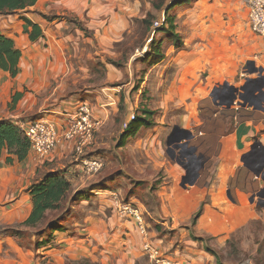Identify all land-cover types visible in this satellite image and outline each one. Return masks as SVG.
<instances>
[{"label": "rangeland", "instance_id": "374dc122", "mask_svg": "<svg viewBox=\"0 0 264 264\" xmlns=\"http://www.w3.org/2000/svg\"><path fill=\"white\" fill-rule=\"evenodd\" d=\"M151 1L123 0V3H125L123 4V15L129 14L130 24L126 30L123 29L125 31L121 37L113 36L114 33L111 30L109 34L103 31L98 36L95 33V28L102 24L98 18H94L90 22V26L94 28L90 30L83 22L74 18L72 13L60 17L55 15L59 18H56V20L65 17L69 23L63 21L62 24L61 22L56 23V25L49 24L50 30L56 33L57 30L55 29H58L62 33H70L73 36L57 37V39H62L58 40L61 45L69 46L68 50L64 47V50L61 51L66 56L65 65L67 64L68 67H66L67 70H62V72L59 69L50 73L51 81L47 87L53 90L59 86L55 96H72L74 98L72 102H76L73 105L76 110L84 102L89 103L91 109H93L89 101L81 100L92 98V93L111 95V100L105 99V103L111 102L115 110L117 106L118 111L116 113L112 111L114 114L112 113L101 133V148L98 149V157L96 158L103 161V167L96 173L99 176L94 180L99 182L105 179V182L98 184L97 187L105 188L110 185V188L121 189L124 202L133 203L142 208L149 225L148 229L155 236V243H161L160 246L176 258L185 255L184 252H186L188 257L186 259H189L190 255L191 258H198L199 260L201 255H205L210 261L208 264H264V209L254 207V211H250L246 215V213L234 212L233 205H231V208H225L224 219L234 227L220 230L214 227L203 228L200 227L199 221L207 208L221 210V207H219L220 205H212L211 193L199 195L196 192V194L190 196L187 194L191 188L197 190L199 185L200 187L205 186L208 190L214 192L218 191L220 187L219 162L216 160L211 162L212 167H208L210 176L208 181L205 182L203 176L207 169L205 164H207L208 156L200 157L197 149L191 150V146L195 145V142L200 143L202 140L222 138L225 134L219 128L213 131L209 126L201 128V131L197 133L196 129L200 124L196 123L207 116L205 114L207 111L208 113L214 111V105H212L213 102L210 97L219 101V107L228 108L227 103L232 100L233 96H236L233 105L241 109L240 102H244L241 96H245V90L243 89L245 84H209L206 89L210 72L202 67L198 36L190 39L195 30L192 28L190 30L184 22L185 18L190 15L189 8L182 6L171 11L176 16L178 31L184 41L187 39L184 47L178 49L163 32L158 30L160 26H157L155 22L162 19L165 11L154 9ZM148 12L155 15L150 30L146 29V23L144 22ZM23 13H19L20 17L18 19H13L14 21L23 20V28H25V19L22 16H27ZM178 15L181 16L178 17ZM5 23V20L0 19V31H13L15 33L13 35L19 37V33L16 32L17 26L11 24L12 26L8 29ZM76 29H81L84 33ZM153 39L162 42L161 49L165 54V58L161 62L151 65L145 60V56L151 50ZM18 41L21 44L23 40L19 37ZM18 41L15 42L20 46ZM185 48L186 52L183 50ZM193 49L196 52L189 51ZM58 68H61V65ZM182 68H184L181 72L182 78L178 81L177 76H179V71ZM253 69V65L248 68L246 65L244 70L240 71L239 79L249 76ZM22 70L23 68L20 69V72ZM241 73L243 77H241ZM86 76L90 80L89 83L83 80ZM190 79L192 82L188 84ZM175 81L176 84H174ZM208 94H210V97L208 100H204L203 97ZM252 103L254 104L251 106L247 103L246 108L253 107L256 110H262L264 108V95L252 99ZM9 107H11V104ZM144 108L154 111V115H152L154 125L150 128L141 129L137 136L127 140L126 145L119 146L121 136L126 130L125 122L131 119L133 113L136 115L142 114ZM200 109H202V113H200ZM211 122L216 123L217 120L212 119ZM101 125L100 123L97 126L96 131ZM175 126L192 131L194 137L180 141L173 140L170 148L171 153H175V157L172 158L168 153L167 142ZM182 135L185 134L181 132L177 136ZM176 144H180V147H175ZM210 144L213 146L211 153H216L218 143L215 141ZM185 146H188L186 152ZM184 152L186 156L182 157ZM189 156L192 157L193 163L201 166L197 168L196 178L194 176L188 178V171L184 168L191 164ZM9 164L7 161L4 165L1 164V169L6 168L5 166ZM201 164H204V166L202 167ZM44 171H46L45 168H38V175L33 183L41 178L44 173H47V171ZM82 172L85 173L84 170ZM20 175H22L21 168L16 173L18 179L21 180L22 176L19 177ZM73 175L77 179V175ZM16 176L10 185L11 187L17 186L20 181L16 179ZM32 184H29V189ZM223 187L225 188L224 184ZM75 189L76 186L72 185L71 196L74 194ZM223 191L224 199L229 204H233L232 200L225 195V189ZM8 192L9 188L1 199L8 201L7 205H11L13 203L11 201L12 196L6 200ZM86 195L88 194L86 193ZM70 197L64 203V206L50 212L39 228L31 229L32 231L24 228V238L15 239L21 245L29 244L31 247L36 248L35 241L28 243L30 237H32V232L45 230L53 220L62 218L69 207H71L72 212L66 213L68 215L62 218L63 224L66 227L69 224L68 226L71 227L72 222H79L81 214L82 216L86 215L85 205L72 201ZM94 204L100 207L98 201L95 200ZM91 207H94L92 203ZM102 207L107 208V206ZM107 210L109 209L107 208ZM200 211L201 213H199ZM6 227L8 226L0 225V236L6 235ZM138 233L144 240L143 235L140 232ZM36 237L37 241L42 236L38 235ZM188 248L198 249L197 253L191 252ZM217 260H219V263ZM146 263V256L139 260V264Z\"/></svg>", "mask_w": 264, "mask_h": 264}, {"label": "crops", "instance_id": "0c3cea01", "mask_svg": "<svg viewBox=\"0 0 264 264\" xmlns=\"http://www.w3.org/2000/svg\"><path fill=\"white\" fill-rule=\"evenodd\" d=\"M123 4H125L123 0H38L34 6H31L24 13L21 11L28 18L42 26L44 36L47 38L41 37L37 41H31L28 34L24 32L23 20L14 21L13 18L18 19L20 17L19 13L0 16V19L6 21L5 25L8 29L12 25L17 26L16 32L23 40L20 44L19 37L13 35L15 34L13 31H0L1 34L9 35L15 41H18L20 46L16 44L23 53L20 61V67L23 70L17 77L13 78L10 73L0 68V121L11 119L21 125L36 118L51 119L57 123L59 131L63 135L60 145L44 160H38L35 154L30 151L24 161L15 158L13 163L1 169V166L7 161V157L10 156L7 149L3 150L0 157V225H18L30 216L33 210V199L29 184L31 185L36 179L39 167L45 168L47 172L64 171L71 180L72 185L76 186L74 194L81 190H85L88 195L91 194L79 202V204L85 205L86 215L83 214L84 216H82L81 214L82 217L80 216L81 220L79 222L70 221L72 222L71 227L68 226L69 224H67V227L65 225L66 230L54 231L51 240L40 247H25L14 237L1 235L0 264H67L68 261L84 257L101 264H136L138 260L144 257L143 239L135 229L134 222L123 218L117 211L114 193L123 198L122 190L110 188L108 184V187L105 188L97 187L98 184L105 182V179L97 182L94 179H97L98 174L88 175L82 172L83 167L80 158L82 159L83 155L74 152V140H69L66 136V133L70 130L71 119L77 114V110L73 106L76 102H72L74 98L70 95L55 96L59 86L53 90L47 87L51 81L50 73L59 69L62 72V70H67L66 67H68L67 64L65 65L66 56L61 51L64 50V47L68 50L69 46L61 45L58 40L62 39H57V37L73 36L70 33H62L58 29H55L57 30L56 33L52 32L48 25H56L60 22L62 24L63 21L69 23L65 17V19L60 18L61 20H56V18L72 13L74 18L83 22L90 30L94 29L90 26V22L94 18H98L102 24L95 28L97 35L103 31L109 34L111 30L114 33L113 36L121 37L130 24L129 14L123 15ZM183 7L190 10V15L184 20L185 24L190 30H195L190 39L198 36L202 67L210 72L206 89L209 84H245L243 86V88L246 87L244 94L247 96L249 106L253 105L252 99L264 95V43L261 37L251 29L245 0H197ZM55 15L59 16L55 17ZM180 16L178 15V17ZM76 30L84 33L81 29ZM185 41L187 42V39ZM183 50L187 51L186 48ZM189 51L196 52L195 49ZM249 61L255 62L254 68H258V70L251 72L249 76H245L243 79H239L240 71L244 70ZM59 65H61V68H58ZM261 69H263V72H260ZM182 70L184 68L179 71L178 81L182 78ZM242 73L241 77H243ZM83 80H86L87 83L90 82L87 76ZM191 82L190 79L188 84ZM174 84H176V81ZM16 92H22L23 95L11 108L9 105L13 101ZM100 94L92 93V98L81 99L92 104L93 119L102 124L95 132L92 144L86 148L85 153L90 157H98L97 151L101 148L100 140L102 138L100 136L103 128L112 113L118 111L117 106L115 110L111 102L105 103V99L111 100L110 94ZM209 95L204 96V100H208ZM210 100L213 102L215 99L210 97ZM234 109L238 108L234 105L230 108H223L225 113ZM201 110L200 113H202ZM243 112L245 113L242 114ZM243 112H238L236 116L224 114L225 117L221 118L219 116L221 113L212 114L210 112V114L207 111L205 113L207 116L196 123L201 126L206 124V127H211L213 131L219 128L224 134L232 130L222 138H217L218 151L216 153H211L213 146L208 142L203 143L200 151H198L200 156L202 154L208 156L207 165L213 160L218 161L220 164V187L218 191L214 192L208 190L205 186L200 187L199 185L197 190L191 188L187 192L188 196L196 194V192L199 195L211 193L212 205H220L219 207H221V210L207 208L199 221L200 227H214L217 230L231 229L234 226L224 219L225 208H231V205H233L234 212L246 213V215L250 211H254V207L258 208V197L252 201V192H248L242 187L255 183L259 190L264 188L263 178L252 172L257 171L264 175V155L261 158L257 155L261 151L264 153V108L256 110L250 107V109L245 108ZM212 119L214 121L217 119V122H211ZM191 159L192 157H190V161H192ZM256 160L261 161L257 162ZM20 168L22 169V175L19 176H22L21 180L16 176ZM184 168L189 171V166ZM238 169L244 170L245 177L241 179V184L235 190V198H232L229 195L230 183L232 178H235ZM250 172H252V178ZM73 174L77 175V179ZM15 176L20 181L17 186L11 187L10 185ZM209 176H203L205 182L208 181ZM8 188L9 192L6 200L12 196L11 201L13 203L11 205H7L8 201L1 199ZM224 189L225 195L232 200L233 204H229L224 199ZM95 200L100 203L98 204L100 207L94 204ZM91 203L94 205L93 208ZM101 206H107L109 210L101 208ZM73 213L75 212L73 211ZM44 237L42 236L39 240ZM36 238L35 235L33 241H36ZM188 249L193 253H197L198 250ZM184 254L179 258L182 261L189 262L188 264L210 263L205 255H201L198 260V258H191L190 255L189 259H186L188 258L186 252Z\"/></svg>", "mask_w": 264, "mask_h": 264}, {"label": "trees", "instance_id": "16d2710c", "mask_svg": "<svg viewBox=\"0 0 264 264\" xmlns=\"http://www.w3.org/2000/svg\"><path fill=\"white\" fill-rule=\"evenodd\" d=\"M38 0H0V16L18 14L21 11L28 10L31 6H34ZM197 0H152L151 4L154 9L158 11H165V23H163L158 30L163 32L167 38L173 43V45L181 49L185 45V41L181 34L178 32L176 16L171 11L180 8L182 6L189 5ZM25 19L24 32L28 34L31 41H37L44 36V31L39 23L34 22L28 17L22 16ZM47 17V16H44ZM155 15L152 12L147 13V17L144 20L145 27L150 30L152 27V21ZM162 42L156 39L152 40L151 50L147 52L145 60L151 64H157L165 58V54L161 49ZM22 51L17 47L14 38L0 33V68L6 72H9L11 76L16 77L20 73V61L22 58ZM105 65V64H104ZM23 95L22 92H16L13 96L11 108L15 106L18 100ZM152 115L154 111L144 108L142 114L136 115L135 119L129 124V127L124 131L121 136L119 146L126 145L129 138L137 136L140 130L144 127H152ZM7 149L9 157L8 163H13L17 158L19 161H24L31 150V142L27 137L23 129L15 121L11 119H3L0 121V157L3 154V150ZM72 182L66 176L65 172L50 171L44 173V175L36 180L31 188L30 194L33 199V210L30 216L17 226H8L5 229V234L17 238L18 240L24 238V228L29 230L39 228L47 219L50 212L58 210L64 206V203L71 196ZM85 190H81L76 194H73L70 198L74 202H80L84 198H87ZM72 212L69 207L63 217H66V213ZM201 213V211L199 212ZM62 218L53 220L45 230H37L38 232H32L30 242H33V236H46L42 240L35 241V246L40 247L46 244L53 237V232L56 230H66L65 225L62 222ZM27 231V230H26ZM32 231V230H31ZM25 247H31L29 244L23 245ZM219 263V260H217ZM67 264H101L97 261H93L90 258L84 257L78 260L68 261ZM139 264V260L136 262Z\"/></svg>", "mask_w": 264, "mask_h": 264}, {"label": "built area", "instance_id": "2783aa9c", "mask_svg": "<svg viewBox=\"0 0 264 264\" xmlns=\"http://www.w3.org/2000/svg\"><path fill=\"white\" fill-rule=\"evenodd\" d=\"M248 8V18L252 31L261 37L264 43V0H245ZM157 26L165 23V15L162 19L155 22ZM136 114L131 115V119L125 122V128L135 119ZM99 121L93 119V109L89 103H83L77 107V114L72 117L70 130L66 133L67 138L74 140V152L83 155L81 160L85 173L93 175L103 167L100 158L86 155L85 151L93 142L96 128ZM31 142V150L38 160L46 159L62 142L63 135L60 133L57 123L46 118H36L20 125ZM117 211L123 217L131 219L138 232L143 237V252L146 256V264H188L179 258L173 257L168 250L163 249L160 244L155 243V236L148 229L149 225L144 217L142 208L127 203L120 198L119 194L114 193Z\"/></svg>", "mask_w": 264, "mask_h": 264}, {"label": "flooded vegetation", "instance_id": "af4514ba", "mask_svg": "<svg viewBox=\"0 0 264 264\" xmlns=\"http://www.w3.org/2000/svg\"><path fill=\"white\" fill-rule=\"evenodd\" d=\"M212 105H214V111H215V113L214 114H216V113H221L220 111H218V110H216V107H218V101L217 100H214L213 101V104ZM238 109H240V108H238ZM245 112H243L242 114H244ZM212 116H215V115H212ZM217 119H215V121H216ZM206 127V124H204L203 126H201V128L203 129V128H205ZM215 141H217V139L216 140H202V141H200V143H198V142H195L194 144L195 145H193V146H191V150L192 149H197V151H200V147H201V145L203 144V143H206V142H208V143H213V142H215ZM198 145V146H197ZM188 146H190V145H188ZM188 146H185V152H186V149L188 148ZM199 148V149H198ZM185 152L182 154V157L183 156H186V154H185ZM206 153H208V152H206ZM257 155L261 158L263 155H264V153L261 151V152H258L257 153ZM202 157L203 156H206L205 154H202L201 155ZM200 156V157H201ZM189 158H190V156H189ZM207 162V161H206ZM191 164H188V166H189V171H188V178H191L192 176H194L195 178H196V176H197V174H198V172H197V168H200L201 166H197L196 165V163H193L192 161L190 162ZM202 165V164H201ZM212 165V163L210 162L208 165L207 164H205V166H208L209 168H210V166ZM204 166V164L202 165V167ZM207 167V170L205 171V174H204V176L206 177L207 175H209V173H208V171H209V168ZM195 170H196V172H195ZM252 171V170H251ZM253 172V174H254V171H252ZM252 172H250L251 174V178H252ZM246 176H248V175H246ZM235 178H232V180H231V183H230V190H229V195L233 198H235V190H236V188H238V186L241 184L240 183V181H241V179L242 178H244L245 177V173H244V170H242V169H238L237 171H236V174H235V176H234ZM244 190H247L248 192L249 191H251L252 192V197H251V200L252 201H254L255 199H257V197H258V201H259V204H258V207H262V208H264V199H261L259 196H258V193H259V188H257V186H256V184L255 183H252L250 186H245V187H242Z\"/></svg>", "mask_w": 264, "mask_h": 264}, {"label": "water", "instance_id": "95a60500", "mask_svg": "<svg viewBox=\"0 0 264 264\" xmlns=\"http://www.w3.org/2000/svg\"><path fill=\"white\" fill-rule=\"evenodd\" d=\"M251 65H253V66H255V62H253V61H249L248 62V64H247V68L249 67V66H251ZM258 70V68H254L251 72H256ZM260 72H263V69H261L260 70ZM244 90H246V87H244L243 88ZM238 90V89H237ZM235 98H236V96H233V98H232V100L229 102V103H227V106H228V108H230L233 104H234V102H235ZM241 98L244 100V102H240V106H242V108L241 109H234V110H232L231 112H227V113H225V110H223V109H221L219 106H220V103H218V107H216V110H218V111H220L221 112V114L219 115V116H221V118H224L225 117V115L224 114H227V116H229V115H231V116H236V114L239 112H243L244 110H245V108H246V106H247V103H248V99H247V96L245 95V96H241ZM215 100H216V98H215ZM251 106V105H250ZM215 113V111H212V114H214ZM196 131H197V133L198 132H200L201 131V127H197V129H196ZM232 131V130H231ZM230 131V132H231ZM181 132H183L185 135H182V136H177V135H179V133H181ZM230 132H226L225 134H229ZM194 137V135H193V132L192 131H190V130H183V129H181L179 126H175L174 127V129H173V131L171 132V134L169 135V137H168V153H169V155L172 157V158H174L175 157V153H171V148H170V146H171V143H172V141L173 140H177V141H180V140H182V139H185V138H188V139H190L191 137ZM258 144H260L261 145V143L260 142H258ZM175 147H180V144H176L175 145ZM257 162H260L261 160H256ZM178 162L180 163V164H182V162L181 161H179L178 160ZM254 173L255 174H257L258 176H261L262 178H263V180H264V175H261L259 172H255L254 171ZM188 174V173H187ZM258 196L261 198V199H264V188H262L260 191H259V193H258Z\"/></svg>", "mask_w": 264, "mask_h": 264}]
</instances>
